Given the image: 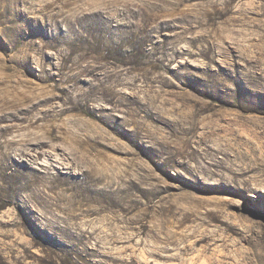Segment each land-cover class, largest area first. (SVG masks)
<instances>
[{"label":"rangeland","instance_id":"rangeland-1","mask_svg":"<svg viewBox=\"0 0 264 264\" xmlns=\"http://www.w3.org/2000/svg\"><path fill=\"white\" fill-rule=\"evenodd\" d=\"M60 260L264 264V0H0V264Z\"/></svg>","mask_w":264,"mask_h":264},{"label":"trees","instance_id":"trees-1","mask_svg":"<svg viewBox=\"0 0 264 264\" xmlns=\"http://www.w3.org/2000/svg\"><path fill=\"white\" fill-rule=\"evenodd\" d=\"M47 264H55V263H52L51 261L50 262H48ZM57 264H69L68 262H64V261H62V260H60V261H58V263Z\"/></svg>","mask_w":264,"mask_h":264},{"label":"bare ground","instance_id":"bare-ground-1","mask_svg":"<svg viewBox=\"0 0 264 264\" xmlns=\"http://www.w3.org/2000/svg\"><path fill=\"white\" fill-rule=\"evenodd\" d=\"M22 152H23V151H22ZM24 153H25V152H23V154H24ZM23 154H22V155H23ZM37 157H38V155H37ZM37 157H36V158H34L33 160L35 161V159H37ZM91 176H92V175H91ZM93 177H94V176H93Z\"/></svg>","mask_w":264,"mask_h":264}]
</instances>
